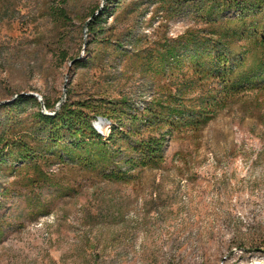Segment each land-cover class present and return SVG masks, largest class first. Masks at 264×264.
<instances>
[{"label":"rangeland","instance_id":"rangeland-1","mask_svg":"<svg viewBox=\"0 0 264 264\" xmlns=\"http://www.w3.org/2000/svg\"><path fill=\"white\" fill-rule=\"evenodd\" d=\"M106 1L0 0V136L36 144L39 108L11 112L10 121L3 109L29 94L49 116L66 102L90 107L105 137L112 123L96 112L108 107L128 110L124 132L131 116L161 111L156 104L186 114L201 106L210 117L194 127L166 117L133 127L135 139L165 141L161 163L127 182L48 155L9 162L0 171V264H264V88L231 89L188 60L159 71L162 47L206 37L203 6L122 0L93 43L89 16Z\"/></svg>","mask_w":264,"mask_h":264},{"label":"trees","instance_id":"trees-1","mask_svg":"<svg viewBox=\"0 0 264 264\" xmlns=\"http://www.w3.org/2000/svg\"><path fill=\"white\" fill-rule=\"evenodd\" d=\"M121 1L107 0L100 13L96 14L98 8L91 11L87 33L93 43L103 38L104 24ZM180 1L194 9L196 6H203L202 18L207 24L208 33L204 39L185 37L176 46L162 47L155 55L159 71L164 72L170 66L188 60L189 66L194 70H201L205 76L227 80L231 89L243 86L250 89L264 88V0ZM51 10L56 20L68 22L63 9ZM229 14L233 15L228 19ZM247 56H251L249 61ZM85 63L75 61V65L82 67H86ZM28 106L39 108L34 115L35 135H38L33 138V142L36 144L31 147L22 141L10 143L0 136V171L9 162H13V165L35 163L38 158L48 155L95 170L103 179L112 182H127L132 178L133 170L154 168L162 161L165 135L158 139H135L130 135V131L134 133L133 127L139 124L152 127L156 125V120L161 121L163 117L173 127H194L205 123L210 117L208 114L202 115L208 112L201 106L197 110L191 108L186 114L188 111H185V107L181 109L176 105L165 110L163 105L156 104L161 107V111L147 108L140 117L131 116L128 119L130 129L124 132L119 127L122 124L120 116L125 115L128 110L108 107L102 112H96L112 123L110 133L105 137L94 129L91 122L97 115H88L85 110L90 107L86 105L66 102L60 111L49 116L40 111L41 104L35 97L18 95L12 103L4 105L5 120H13L11 112H21ZM44 107L47 111L54 109L47 100H44ZM195 116L197 120L194 119ZM172 119H180L177 123L180 126Z\"/></svg>","mask_w":264,"mask_h":264},{"label":"water","instance_id":"water-1","mask_svg":"<svg viewBox=\"0 0 264 264\" xmlns=\"http://www.w3.org/2000/svg\"><path fill=\"white\" fill-rule=\"evenodd\" d=\"M30 96H32V97H35V98H37L38 96H36V95H34V94H29ZM42 105V104H41Z\"/></svg>","mask_w":264,"mask_h":264}]
</instances>
